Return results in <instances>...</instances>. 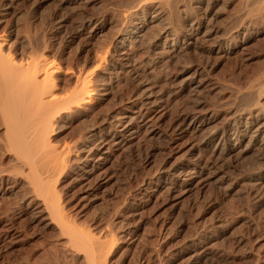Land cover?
Returning <instances> with one entry per match:
<instances>
[{
    "label": "rangeland",
    "instance_id": "rangeland-1",
    "mask_svg": "<svg viewBox=\"0 0 264 264\" xmlns=\"http://www.w3.org/2000/svg\"><path fill=\"white\" fill-rule=\"evenodd\" d=\"M134 22L142 38L123 43ZM0 36L18 59L60 65L63 90L87 71L96 90L53 126L70 162L42 177L84 244L46 210L0 120V264H264V137L240 141L251 123L264 132V0H0ZM93 131L116 138L85 179L77 148H95Z\"/></svg>",
    "mask_w": 264,
    "mask_h": 264
},
{
    "label": "bare ground",
    "instance_id": "bare-ground-1",
    "mask_svg": "<svg viewBox=\"0 0 264 264\" xmlns=\"http://www.w3.org/2000/svg\"><path fill=\"white\" fill-rule=\"evenodd\" d=\"M133 25L134 28L129 30V34H126L127 36L122 38L123 43H126L128 38L131 39V43L132 41L139 42L138 39L141 37L144 24L140 25L137 22H134ZM176 39L177 35L173 34V32L171 33L169 29H166L164 43L171 47L176 43ZM7 45L5 38L0 36V120L4 127L5 135L3 136L5 139L3 140L9 148H13L12 150L15 149L18 152L19 159L17 161L21 163L22 168L30 175V181H32L34 191L43 198L46 210L59 217L60 223L62 224L61 226L64 227L69 241L73 243H86L85 238H82L84 235H80V237L82 236L80 240L79 234L78 236L76 234L75 227L70 226V224L67 223L66 216L60 205L61 202L58 198V194L53 188L54 186L44 183V179H47H43L42 177L43 175H49L52 171L54 173L55 169H58L59 167L62 168L66 163L70 162L72 148L70 146L57 148L58 145L55 147L49 134H51L53 126L57 124L58 119L61 118L62 115H66L69 112L72 113V111L91 105L95 102L96 90L92 78V75L94 74L90 71L83 74L81 72L80 75L75 78L73 87L63 90L58 80V75L62 71L60 65L49 60L48 57L35 52L25 53L20 59H18L13 56L10 51V46L7 48ZM104 57L103 55L98 57V65L96 67H102L105 64ZM92 72L95 73L94 71ZM151 96L147 94V103L145 101H143L145 102L144 105L142 103L144 106L143 110H146V115H151L156 106V102L151 103L149 101ZM137 111L135 112L137 113ZM128 118V116H124L123 120L119 122L117 121L114 129H117L119 132L130 130L129 128H131V124L127 122ZM190 122L191 123L187 126L185 125L186 123L183 122L186 126H182L184 127L183 129L187 131L188 129H191L193 121ZM245 128L246 129L243 130V133L246 134L240 139L241 142L244 141L245 137L248 135L251 137V141L252 139H254L255 142L264 139V132L261 127H257V125L255 126L251 123L250 125H246ZM261 137L263 139H261ZM115 138L116 135H114V133L111 138V134L109 136H100V134L95 131L90 133L87 138H84V141L86 139L87 143H93L95 147L92 149L93 146L90 147L88 144V146L77 148V151L81 153L77 160L82 166L84 174L87 175V178L85 179H88L94 173L92 169L90 170L91 164L89 162L98 155L102 160L103 156L108 152V145L112 143ZM216 138L217 136L214 134L204 139V142L207 145H211L215 142ZM92 239H89L88 241L91 242V244H96V242H94L95 239ZM99 245L101 244L99 243Z\"/></svg>",
    "mask_w": 264,
    "mask_h": 264
}]
</instances>
